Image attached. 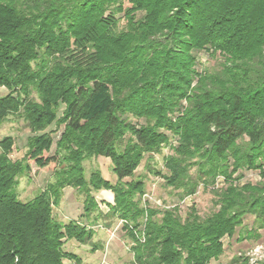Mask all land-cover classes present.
<instances>
[{"label":"trees","instance_id":"trees-1","mask_svg":"<svg viewBox=\"0 0 264 264\" xmlns=\"http://www.w3.org/2000/svg\"><path fill=\"white\" fill-rule=\"evenodd\" d=\"M201 52L219 56L216 71L199 69ZM1 87L8 94L0 98V120L22 108L32 136L20 161L8 157L9 138L0 142V264L79 263L64 242L88 245L95 233L53 218L51 204L67 185L85 194L86 217L95 207L90 193L112 191L102 216L143 231V243L130 232L133 264H212L247 215L254 227L238 240L261 238L264 183L243 178L256 171L264 179V0H0ZM59 104L65 108L57 119ZM52 123L65 124L61 159L44 156ZM166 145L165 173L150 172L178 191V201L199 185L210 189L216 210L205 218L193 205L184 217L178 206L144 208V182H123ZM91 156L110 159L117 183L97 171L84 179L80 161ZM29 161L66 165L45 192L22 202L13 188L30 172ZM228 264L249 263L240 255Z\"/></svg>","mask_w":264,"mask_h":264},{"label":"rangeland","instance_id":"rangeland-1","mask_svg":"<svg viewBox=\"0 0 264 264\" xmlns=\"http://www.w3.org/2000/svg\"><path fill=\"white\" fill-rule=\"evenodd\" d=\"M142 12L136 13V18L141 17ZM118 19V30L124 28L123 14L115 15ZM199 60V69L207 72H214L219 68V56L209 57L205 52L197 54ZM8 94V91L1 87L0 98ZM15 96V95H14ZM31 98L38 101L36 92L31 93ZM64 105L59 104L56 109V118L59 119L63 115ZM129 120L135 123V119L129 117ZM65 124L52 123L45 132H50L53 140L52 147L49 153L44 156L56 155L57 158L65 156L67 151L58 149V142L63 133ZM170 144L175 145V139L170 136ZM32 136L31 130L27 121L23 117V109L20 108L17 113H9L3 120H0V142L9 138L12 141L10 146V153L8 157L12 161H20L27 151L28 138ZM1 153V147H0ZM172 153L169 145L162 146L160 153L154 155H145L138 168L134 171L131 178L123 179L124 181L141 179L144 182V195L140 198V206H150L158 209H166L178 206L179 214L184 217L191 205L197 211L201 218H205L213 211L214 196L210 189H204L199 185L196 193L190 197H186L178 201L176 195L178 191L172 190L163 184V180L154 175L153 171L164 170V157ZM30 172L16 177V185L13 191L18 200L27 202L34 199L39 194H42L48 189V186L54 184L56 181L55 173L60 168L65 167V163H60L57 167L56 163L39 168L36 167L33 161H29ZM81 170L86 181H89L94 172H98L100 176L110 182L117 183V178L112 172L111 161L109 158L102 156H91L80 161ZM192 176H195V168L190 170ZM243 181L257 183L263 182L256 171L244 172ZM223 184L222 179H218L215 187H220ZM95 202L94 210L89 217L84 216L83 206L85 194L79 188L73 186H65L60 190V201L57 206L51 204L52 216L60 223H67L69 221H79L84 225H88L95 233L92 243L88 245H81L75 240L65 241L63 244V251L69 254H74L79 257V263L64 260L65 264H133V240L130 237V232L135 233V238L143 243V231L133 229L132 224L125 223L118 217L108 218L105 215L109 209V205H113L114 197L110 190H98L90 193ZM127 227V228H126ZM254 227V218L252 216H245L243 226L237 229V232L230 238L223 240L224 252L217 261L212 264H228L233 257L244 256L253 257L255 254H264V230H259L261 238L258 240H238V233L243 232L244 229H252ZM128 229V230H126ZM136 231V232H135ZM94 248V249H93ZM264 257V255H263ZM264 259V258H263ZM259 263V262H258ZM257 263V264H258Z\"/></svg>","mask_w":264,"mask_h":264},{"label":"built area","instance_id":"built-area-1","mask_svg":"<svg viewBox=\"0 0 264 264\" xmlns=\"http://www.w3.org/2000/svg\"><path fill=\"white\" fill-rule=\"evenodd\" d=\"M264 255V254H263ZM262 254H254L253 257H248V263L249 264H257L259 261H261L264 257Z\"/></svg>","mask_w":264,"mask_h":264}]
</instances>
